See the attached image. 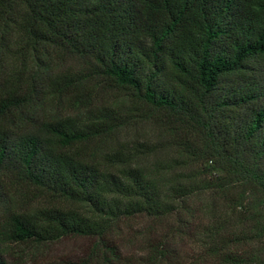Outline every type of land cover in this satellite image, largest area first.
Returning <instances> with one entry per match:
<instances>
[{"label":"trees","instance_id":"trees-1","mask_svg":"<svg viewBox=\"0 0 264 264\" xmlns=\"http://www.w3.org/2000/svg\"><path fill=\"white\" fill-rule=\"evenodd\" d=\"M7 56L29 70L0 72V178L88 214L53 208L0 217V264L13 244L69 237L96 239V261L122 264L108 238L118 221L171 215L202 191L220 194L254 224L248 239L264 243V0H0V65ZM61 56L83 69L53 70ZM89 80L189 134L195 143L185 152L207 177L161 190L122 151L94 163L82 147L114 136L120 117L46 110Z\"/></svg>","mask_w":264,"mask_h":264},{"label":"rangeland","instance_id":"rangeland-1","mask_svg":"<svg viewBox=\"0 0 264 264\" xmlns=\"http://www.w3.org/2000/svg\"><path fill=\"white\" fill-rule=\"evenodd\" d=\"M58 64L61 67H57ZM58 64L52 62L53 70L74 76L84 67L79 61L64 56ZM17 70L26 77L29 65L8 56L3 59L1 73L8 76ZM54 106V99L46 102L49 113L61 112L63 116L110 111L123 121L114 136L82 147L96 164H103L106 153L122 151L126 158L134 159L130 164L147 179L155 181L160 189L168 182L185 186L194 182L200 184L207 177L200 162L191 161L185 152V146L189 149L195 143L189 134L169 129L163 124L162 114H150L122 91L106 83L96 86L94 81H84L62 93L59 106ZM140 144H145L151 152L145 153ZM117 169L118 166H113L112 170ZM53 208L88 214L86 207L17 185L7 177L0 178V217L9 212ZM240 216L220 194L202 191L187 199L171 215H135L121 219L108 238L117 245L122 264H249L255 257L264 259L262 240L248 239L255 233L254 224L245 222ZM96 242V239L69 237L13 244L8 251L7 264H102L96 261Z\"/></svg>","mask_w":264,"mask_h":264}]
</instances>
